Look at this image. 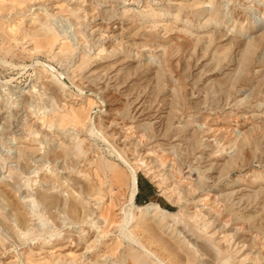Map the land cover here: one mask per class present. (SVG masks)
<instances>
[{"label":"rangeland","instance_id":"obj_1","mask_svg":"<svg viewBox=\"0 0 264 264\" xmlns=\"http://www.w3.org/2000/svg\"><path fill=\"white\" fill-rule=\"evenodd\" d=\"M117 153L164 264H264V0H0V264H157Z\"/></svg>","mask_w":264,"mask_h":264},{"label":"bare ground","instance_id":"obj_2","mask_svg":"<svg viewBox=\"0 0 264 264\" xmlns=\"http://www.w3.org/2000/svg\"><path fill=\"white\" fill-rule=\"evenodd\" d=\"M77 90H79V89H77ZM89 132H90V134L92 133L93 135H96L95 134L96 131H94L92 128L89 129ZM116 157L117 158L120 157L121 159H123L122 160V163L125 162V164H126V166L128 168V171L130 172V175H131L130 183H129L130 185H129V188H128L129 191H128V197H127V204L124 205V211H123V213H124V220H123V224H122V227H121V230H120L121 232L120 233L125 238H128V239L132 240V242L135 241V242L139 243L142 246L144 252L150 258H153V260H155L157 262V264H164V262L161 260L162 258H159L153 251L147 249L137 239H135L134 237H132V235L130 234L131 232L129 233V231H127V226H128V224L131 222V220L133 218V210H134V208L139 209V214L137 215V219L140 220V221L141 220H145L147 218L153 217V215H154V212L153 211H158L161 214H167L169 212L166 211V210H163L158 204L137 205L135 203V195H136L137 188H138L137 185H136V172H135V169L128 163V161H126L122 157V155L120 153H117Z\"/></svg>","mask_w":264,"mask_h":264},{"label":"trees","instance_id":"obj_3","mask_svg":"<svg viewBox=\"0 0 264 264\" xmlns=\"http://www.w3.org/2000/svg\"><path fill=\"white\" fill-rule=\"evenodd\" d=\"M138 186L140 187V184H139V180H138ZM147 186L150 188V184H147ZM135 203L136 204H142L141 200H140V192H138L135 196ZM144 203V202H143Z\"/></svg>","mask_w":264,"mask_h":264},{"label":"crops","instance_id":"obj_4","mask_svg":"<svg viewBox=\"0 0 264 264\" xmlns=\"http://www.w3.org/2000/svg\"><path fill=\"white\" fill-rule=\"evenodd\" d=\"M139 184H140V181H139ZM137 185H138V181H137ZM140 188H141V184H140V187L138 186L136 194H137L138 192H140ZM140 193H141V192H140ZM140 195H141V194H140ZM135 196H136V195H135ZM145 201H146L145 199L141 200L142 203L145 202Z\"/></svg>","mask_w":264,"mask_h":264}]
</instances>
